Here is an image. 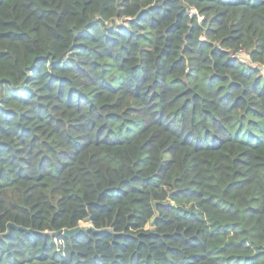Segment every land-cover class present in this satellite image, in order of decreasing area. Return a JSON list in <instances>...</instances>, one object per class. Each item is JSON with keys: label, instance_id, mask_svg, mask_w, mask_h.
<instances>
[{"label": "trees", "instance_id": "trees-1", "mask_svg": "<svg viewBox=\"0 0 264 264\" xmlns=\"http://www.w3.org/2000/svg\"><path fill=\"white\" fill-rule=\"evenodd\" d=\"M263 68L264 0H0V264H264Z\"/></svg>", "mask_w": 264, "mask_h": 264}, {"label": "water", "instance_id": "water-1", "mask_svg": "<svg viewBox=\"0 0 264 264\" xmlns=\"http://www.w3.org/2000/svg\"><path fill=\"white\" fill-rule=\"evenodd\" d=\"M157 219H158V216H156V217L154 218V220L151 222V224H152V225L155 224ZM90 220H91V217L89 216V217L86 218L85 221H86V222H90ZM91 229L97 230V229H95L93 226H91ZM83 230H85V229H84V226H79V227L74 228V229H66V230L64 231V236L67 237V238H72V237H74L75 235L79 234V233H80L81 231H83ZM107 230H108V229H102V230H97V231H99V232H105V231H107Z\"/></svg>", "mask_w": 264, "mask_h": 264}, {"label": "rangeland", "instance_id": "rangeland-1", "mask_svg": "<svg viewBox=\"0 0 264 264\" xmlns=\"http://www.w3.org/2000/svg\"><path fill=\"white\" fill-rule=\"evenodd\" d=\"M238 56H240L241 58H245V59L248 58L247 55H246L245 53H241V54H239ZM263 70H264V68H263ZM81 225H82V226H87V225H89V222L82 221V222H81Z\"/></svg>", "mask_w": 264, "mask_h": 264}, {"label": "built area", "instance_id": "built-area-1", "mask_svg": "<svg viewBox=\"0 0 264 264\" xmlns=\"http://www.w3.org/2000/svg\"><path fill=\"white\" fill-rule=\"evenodd\" d=\"M241 53H245V52L242 51V52H240L239 54H241ZM239 54H238V55H239ZM245 54H246V53H245ZM246 55H247V54H246ZM239 57H240V56H239Z\"/></svg>", "mask_w": 264, "mask_h": 264}]
</instances>
